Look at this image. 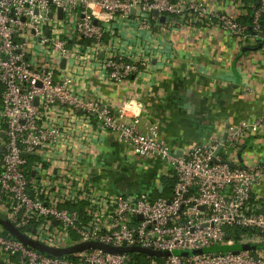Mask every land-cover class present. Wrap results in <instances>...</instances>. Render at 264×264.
Listing matches in <instances>:
<instances>
[{
	"label": "built area",
	"instance_id": "obj_1",
	"mask_svg": "<svg viewBox=\"0 0 264 264\" xmlns=\"http://www.w3.org/2000/svg\"><path fill=\"white\" fill-rule=\"evenodd\" d=\"M254 7L247 28L198 0H0V211L53 248L94 241L171 252L146 255L147 264H264L259 250L221 248L264 241V207L252 197L264 163L221 162L235 163L240 141L264 129V115L178 153L157 123L139 129L83 84L86 75L110 84L143 75L152 59L164 61L151 38L183 27L214 25L241 42H264V0ZM106 133L134 159L163 163L170 192L107 189L93 140ZM107 164L120 168L117 159ZM130 254L46 255L0 225V264L135 263Z\"/></svg>",
	"mask_w": 264,
	"mask_h": 264
},
{
	"label": "crops",
	"instance_id": "obj_2",
	"mask_svg": "<svg viewBox=\"0 0 264 264\" xmlns=\"http://www.w3.org/2000/svg\"><path fill=\"white\" fill-rule=\"evenodd\" d=\"M198 1L235 14L239 21L256 5V0ZM158 41L151 38L164 61L152 59L148 72L121 84L86 75L83 84L88 93L102 97L116 113L124 109V121L135 119L139 129L157 123L178 153L222 135L228 126L242 120L252 123L264 115V42H241L214 25L183 27L165 33ZM93 140L101 163L104 161L99 176L107 189L125 194L145 192L152 197L171 190L172 177L163 163L134 159L110 133ZM111 159H117L120 167L113 172L107 167ZM233 159L238 166L264 163V129L243 138ZM102 184L98 182L100 188ZM252 197L264 207V179L253 187ZM240 246L264 255V241L226 248H243Z\"/></svg>",
	"mask_w": 264,
	"mask_h": 264
},
{
	"label": "water",
	"instance_id": "obj_3",
	"mask_svg": "<svg viewBox=\"0 0 264 264\" xmlns=\"http://www.w3.org/2000/svg\"><path fill=\"white\" fill-rule=\"evenodd\" d=\"M256 5H258V0H256ZM255 8V7H254ZM253 8V9H254ZM153 15H157V11H153ZM161 20H164V16L161 17ZM259 43H262V39H258ZM65 61L62 60V66H64ZM37 101V99H35ZM187 106V105H185ZM221 147H218V149L215 152V155L220 151ZM0 151H1V145H0ZM221 162L226 163L230 167H237V165L231 163L228 160H222ZM160 189V188H159ZM0 225L4 229L5 232H7L10 237L16 238L19 241H21L23 244L28 245L42 253H45L46 255H51V256H63V255H69L77 252H82L86 251L89 249H99L103 252L107 253H141L145 254L148 256H154V257H160V256H169L171 254L170 251H159V250H154L150 248H143L139 246H113L110 244H105L101 242H79L74 245L64 247V248H53L49 247L43 243H40L38 241H35L28 236H26L22 231H20L18 228H16L7 218L4 213L0 211ZM208 251L214 250L212 249H207ZM194 252H200V251H194ZM186 253V252H184Z\"/></svg>",
	"mask_w": 264,
	"mask_h": 264
},
{
	"label": "trees",
	"instance_id": "obj_4",
	"mask_svg": "<svg viewBox=\"0 0 264 264\" xmlns=\"http://www.w3.org/2000/svg\"><path fill=\"white\" fill-rule=\"evenodd\" d=\"M252 13H253V7L251 6V7H249L248 15H247L246 19L243 18V20L242 19L240 20V23L242 25L247 26V28H250V26H251ZM260 28H261V36H262V38L264 40V12H263V14H262V16L260 18ZM170 180L171 181H170L169 184L171 186L173 184L174 180L173 179H170ZM171 187H169V188H171ZM169 190L170 189H168V192H170ZM168 192H165V193L159 192L157 195H165V194H168ZM242 231H244V230L236 229L235 231H233L232 234L239 235ZM249 231L250 232H255V230H249ZM228 233H230V232H228ZM236 247H238V246H236ZM240 247L245 248L244 246H240ZM214 249H218V248H214ZM222 249H227V248L226 247H224V248L222 247ZM130 257L132 258V260L135 261V263H132V264H147V262L150 260V257H147L145 254H141V253H131Z\"/></svg>",
	"mask_w": 264,
	"mask_h": 264
},
{
	"label": "rangeland",
	"instance_id": "obj_5",
	"mask_svg": "<svg viewBox=\"0 0 264 264\" xmlns=\"http://www.w3.org/2000/svg\"><path fill=\"white\" fill-rule=\"evenodd\" d=\"M228 156H229V155H228ZM228 158H229V157H228ZM230 158H231V157H230ZM176 253H180V254H181V253H182V251H176ZM183 254H184V252H183Z\"/></svg>",
	"mask_w": 264,
	"mask_h": 264
}]
</instances>
